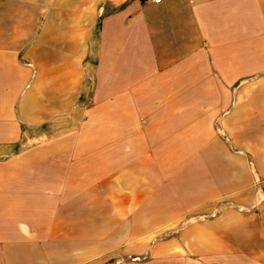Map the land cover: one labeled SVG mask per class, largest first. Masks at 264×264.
<instances>
[{"label":"crops","instance_id":"0c3cea01","mask_svg":"<svg viewBox=\"0 0 264 264\" xmlns=\"http://www.w3.org/2000/svg\"><path fill=\"white\" fill-rule=\"evenodd\" d=\"M117 254L264 264V0H0V264Z\"/></svg>","mask_w":264,"mask_h":264},{"label":"rangeland","instance_id":"374dc122","mask_svg":"<svg viewBox=\"0 0 264 264\" xmlns=\"http://www.w3.org/2000/svg\"><path fill=\"white\" fill-rule=\"evenodd\" d=\"M89 86H90V83H89ZM123 258H130V259H132L131 257H124V256L121 257V256H118V254H117V256H113L112 258H109L110 260H108L107 263L114 264L118 260H123ZM134 258H136V257H134Z\"/></svg>","mask_w":264,"mask_h":264},{"label":"built area","instance_id":"2783aa9c","mask_svg":"<svg viewBox=\"0 0 264 264\" xmlns=\"http://www.w3.org/2000/svg\"><path fill=\"white\" fill-rule=\"evenodd\" d=\"M151 1L159 3L161 0H151Z\"/></svg>","mask_w":264,"mask_h":264}]
</instances>
